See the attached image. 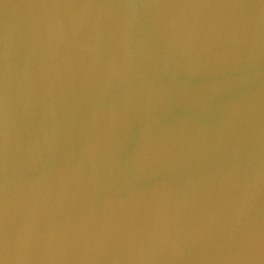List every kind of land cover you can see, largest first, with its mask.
<instances>
[{
	"label": "water",
	"instance_id": "water-1",
	"mask_svg": "<svg viewBox=\"0 0 264 264\" xmlns=\"http://www.w3.org/2000/svg\"><path fill=\"white\" fill-rule=\"evenodd\" d=\"M0 264H264V0H0Z\"/></svg>",
	"mask_w": 264,
	"mask_h": 264
}]
</instances>
